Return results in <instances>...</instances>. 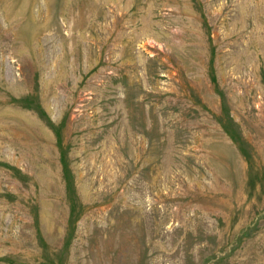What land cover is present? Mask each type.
Here are the masks:
<instances>
[{"label": "rangeland", "instance_id": "obj_1", "mask_svg": "<svg viewBox=\"0 0 264 264\" xmlns=\"http://www.w3.org/2000/svg\"><path fill=\"white\" fill-rule=\"evenodd\" d=\"M0 264H264V0H0Z\"/></svg>", "mask_w": 264, "mask_h": 264}]
</instances>
